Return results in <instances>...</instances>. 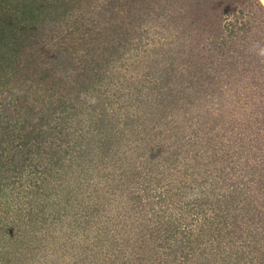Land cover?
Here are the masks:
<instances>
[{"label":"rangeland","instance_id":"374dc122","mask_svg":"<svg viewBox=\"0 0 264 264\" xmlns=\"http://www.w3.org/2000/svg\"><path fill=\"white\" fill-rule=\"evenodd\" d=\"M27 2L46 23L6 38L0 264H264L260 0Z\"/></svg>","mask_w":264,"mask_h":264},{"label":"trees","instance_id":"16d2710c","mask_svg":"<svg viewBox=\"0 0 264 264\" xmlns=\"http://www.w3.org/2000/svg\"><path fill=\"white\" fill-rule=\"evenodd\" d=\"M33 2H34V0H32V3ZM27 3H28L27 0H0V23H5L7 25V26H4V24L3 25L0 24V73L7 74L8 68L15 66V64L13 62L17 63L18 56L15 54L14 51L17 52L18 50H21V48L18 47L19 46L18 44H15L12 46V45H9L7 42L6 38L11 36V35H7V33L9 31H12L15 29V27H12V26H14L12 23H16V22L20 23L19 19H25V20H27L26 23L28 25H31V28L32 27H38V28H34L35 30L38 29L37 32H41L39 30L40 27L43 26V24L45 25V23H46V20H44L45 18L40 17L41 13H42L41 5L39 7L33 8V10L28 9V7L23 9L22 6L28 5ZM10 5H12V7H13L12 9L10 8ZM40 19L42 21H40ZM42 35H43V33L41 35H39L38 37L41 38ZM3 41L6 42L7 47L1 46V44H3ZM3 48H5V49H3ZM73 59L74 58H72L70 60L71 66L74 64V67L72 69L73 70H83L84 69V71H85L86 67H84L82 65L84 68H81L77 65L79 59H74V60ZM76 75L77 74H75V76ZM109 91L112 92L111 90H109ZM36 92H39V90H36ZM66 100H67L66 93H60V95L57 94V95L53 96V99L50 98L49 100L44 101V103L42 104V106L45 105L44 109L46 111H48V109L51 111L50 113L52 115V118L54 117L53 123L54 122L57 123V122L62 120V118H63L62 116L64 115L63 112L61 114H59V113H55V111L58 109L59 106L64 105V103H66ZM112 100H113V96L110 95V101L107 104H105V107H103L104 111L106 110L108 112V116H111V117H113V115L111 113L114 112V110L116 109V107L118 105V103L116 101H112ZM46 111L43 114H46V117L49 118V116H47ZM121 114L123 116H121ZM121 114L119 115V117L116 118V123H119L118 122L119 118H122V121H123L128 116L125 113H121ZM98 121L99 122H95V123L100 126V124H102V121L100 119H98ZM125 124L127 125V122ZM104 126L106 127L105 124H104ZM112 127H114V133L115 134L116 133L120 134L119 131H121V133L123 134V131L121 130L123 125L117 124V125H113ZM115 128H117L118 130ZM76 222L79 223L78 219H76Z\"/></svg>","mask_w":264,"mask_h":264},{"label":"clouds","instance_id":"9594fccd","mask_svg":"<svg viewBox=\"0 0 264 264\" xmlns=\"http://www.w3.org/2000/svg\"><path fill=\"white\" fill-rule=\"evenodd\" d=\"M260 3L264 5V0H260ZM249 51L254 52L258 57L264 58V45H261L260 42H253Z\"/></svg>","mask_w":264,"mask_h":264}]
</instances>
